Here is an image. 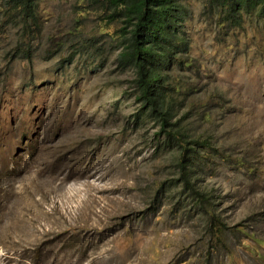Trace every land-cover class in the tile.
Masks as SVG:
<instances>
[{
  "label": "rangeland",
  "instance_id": "obj_1",
  "mask_svg": "<svg viewBox=\"0 0 264 264\" xmlns=\"http://www.w3.org/2000/svg\"><path fill=\"white\" fill-rule=\"evenodd\" d=\"M179 1L191 65L170 71L190 86L191 134L221 153L193 189L159 124L134 115L108 4L36 0L29 23L0 0V264H264V18ZM88 169L105 190H53L57 171Z\"/></svg>",
  "mask_w": 264,
  "mask_h": 264
},
{
  "label": "trees",
  "instance_id": "obj_2",
  "mask_svg": "<svg viewBox=\"0 0 264 264\" xmlns=\"http://www.w3.org/2000/svg\"><path fill=\"white\" fill-rule=\"evenodd\" d=\"M103 1L109 5L111 19L123 20L122 34L114 47L118 50L117 61L121 69L134 70V89L131 93L139 105L134 115L137 119L146 116L159 124L157 135L163 137L162 145L178 152L180 176L185 186L189 185L193 189L199 165L221 153L211 138L191 134L187 122L194 108L193 102L187 100L190 86L183 85L170 71L175 65H191V61L183 57L187 43V37L182 31V22L186 17L185 6L179 0ZM209 1L217 9L220 8L221 20L224 15L232 22H240L242 13H257L264 18V0ZM3 2L7 18L35 22L36 0ZM22 28L26 33L29 31L26 23H22ZM26 56L30 54L26 52ZM199 115L211 117L207 108ZM203 147L208 150L202 151ZM237 161L242 162L243 159L237 157ZM198 196L202 199L204 192H199ZM250 235L253 236L252 233ZM255 240L263 239L255 237Z\"/></svg>",
  "mask_w": 264,
  "mask_h": 264
},
{
  "label": "bare ground",
  "instance_id": "obj_3",
  "mask_svg": "<svg viewBox=\"0 0 264 264\" xmlns=\"http://www.w3.org/2000/svg\"><path fill=\"white\" fill-rule=\"evenodd\" d=\"M55 173V172H54ZM95 171H91L90 169L88 170H84L78 173L75 172H71V171H60V172H56V176H54L55 174H53V177L55 178V181L53 182V179L51 182H53V190L54 189H60L65 185L68 181H72L74 183H79L78 186L74 185L76 192H80L82 190V186L85 188V190L90 191V190H97V191H101V190H105V184H100L99 181H97L98 178H101L100 174H95ZM49 176V175H48ZM47 176V178H49ZM50 179V180H51ZM49 180V179H48ZM49 182V183H51ZM48 183V185H50ZM52 185V184H51ZM70 185V184H69ZM72 187V186H71ZM50 188V187H49ZM48 188V191H49ZM72 189V188H71ZM46 190V189H45ZM61 191V190H60ZM68 191V190H67ZM47 192V191H46ZM54 193V192H53ZM58 193V192H57ZM56 193V194H57ZM68 193V192H67ZM74 193V192H73ZM52 194V193H51ZM55 194V195H56ZM79 194V193H78ZM58 195V194H57ZM47 196H49L47 194ZM53 196V195H52ZM60 197V196H59ZM73 197V196H72ZM50 198V197H49ZM57 198V197H56ZM69 198V197H68ZM55 199V198H54ZM51 201V200H50ZM54 202V201H53ZM58 201H56L55 203H57ZM60 204V203H59ZM58 206V205H57ZM60 208V207H59ZM58 210V209H57Z\"/></svg>",
  "mask_w": 264,
  "mask_h": 264
}]
</instances>
